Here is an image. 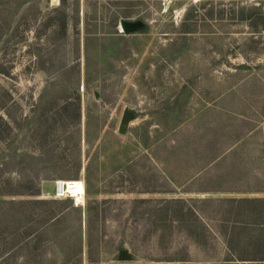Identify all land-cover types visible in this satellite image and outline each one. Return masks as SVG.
<instances>
[{
  "label": "rangeland",
  "instance_id": "374dc122",
  "mask_svg": "<svg viewBox=\"0 0 264 264\" xmlns=\"http://www.w3.org/2000/svg\"><path fill=\"white\" fill-rule=\"evenodd\" d=\"M263 208L264 0H0V264H243Z\"/></svg>",
  "mask_w": 264,
  "mask_h": 264
},
{
  "label": "bare ground",
  "instance_id": "6f19581e",
  "mask_svg": "<svg viewBox=\"0 0 264 264\" xmlns=\"http://www.w3.org/2000/svg\"><path fill=\"white\" fill-rule=\"evenodd\" d=\"M57 183L59 187L64 185V191L74 199L75 205L81 204L80 202L83 201L84 194L82 180H58Z\"/></svg>",
  "mask_w": 264,
  "mask_h": 264
},
{
  "label": "trees",
  "instance_id": "16d2710c",
  "mask_svg": "<svg viewBox=\"0 0 264 264\" xmlns=\"http://www.w3.org/2000/svg\"><path fill=\"white\" fill-rule=\"evenodd\" d=\"M259 224L260 225L264 224V222H261ZM253 246H254V248H256L258 245L254 244ZM260 250L263 251V255H257V254H254V252H253V253H250V254L244 255V256L239 255L238 259L242 260V261H247V263H243V264H264L263 263L264 262V239H263L262 245L260 246ZM224 264H235V263H224Z\"/></svg>",
  "mask_w": 264,
  "mask_h": 264
},
{
  "label": "water",
  "instance_id": "95a60500",
  "mask_svg": "<svg viewBox=\"0 0 264 264\" xmlns=\"http://www.w3.org/2000/svg\"><path fill=\"white\" fill-rule=\"evenodd\" d=\"M128 117H129V111L126 110L124 113H123V117H122V123L125 125L127 124V121H128ZM120 257L122 259H127L129 257V255L127 254V251L126 250H121L120 251Z\"/></svg>",
  "mask_w": 264,
  "mask_h": 264
},
{
  "label": "built area",
  "instance_id": "2783aa9c",
  "mask_svg": "<svg viewBox=\"0 0 264 264\" xmlns=\"http://www.w3.org/2000/svg\"><path fill=\"white\" fill-rule=\"evenodd\" d=\"M56 192H57V194L58 193H60V195H68V193L67 192H65L64 191V185H61L60 187H59V185H58V183L56 182ZM59 195V196H60ZM69 196V195H68ZM71 197V196H70ZM72 198V197H71ZM75 202V201H74Z\"/></svg>",
  "mask_w": 264,
  "mask_h": 264
},
{
  "label": "crops",
  "instance_id": "0c3cea01",
  "mask_svg": "<svg viewBox=\"0 0 264 264\" xmlns=\"http://www.w3.org/2000/svg\"><path fill=\"white\" fill-rule=\"evenodd\" d=\"M262 217L264 218V208H263V211H262ZM262 222H264V220L262 221ZM262 226H259V225H255V227H261V228H263L264 229V225L263 224H261ZM264 239V238H263ZM264 263V262H263Z\"/></svg>",
  "mask_w": 264,
  "mask_h": 264
}]
</instances>
